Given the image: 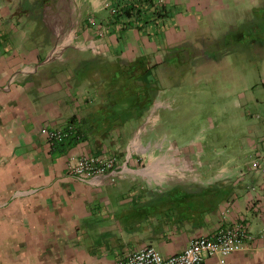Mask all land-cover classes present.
I'll return each instance as SVG.
<instances>
[{
    "label": "crops",
    "instance_id": "0c3cea01",
    "mask_svg": "<svg viewBox=\"0 0 264 264\" xmlns=\"http://www.w3.org/2000/svg\"><path fill=\"white\" fill-rule=\"evenodd\" d=\"M114 1L0 0V264H116L149 246L167 258L225 228L246 233L247 248L201 264H264V77L227 92L223 103L233 95L235 104L214 122L220 141L195 151L159 140L144 166L141 144L107 143L98 157L114 158L115 170L85 182L69 170L97 145L41 132L66 128L96 97L97 85L74 84L71 67L99 46L109 52ZM224 1L163 0L175 15L159 46L188 13L221 11Z\"/></svg>",
    "mask_w": 264,
    "mask_h": 264
},
{
    "label": "rangeland",
    "instance_id": "374dc122",
    "mask_svg": "<svg viewBox=\"0 0 264 264\" xmlns=\"http://www.w3.org/2000/svg\"><path fill=\"white\" fill-rule=\"evenodd\" d=\"M224 2L223 10L205 16L193 14L190 18L192 12L188 13L181 28L170 30L167 38L162 35L160 46L159 38L149 41L130 32L122 45L112 47L109 39L108 53L106 50L102 53L100 46L97 49V56L104 58H109L115 50L123 60H132L141 54L151 56L152 62L167 60L157 70L156 100L125 141V146L131 141L142 145L143 166L153 163L157 155L155 144L159 140H175L179 147L193 144L196 149L209 141H220L222 135L214 122L223 110L233 111L235 104L233 95L223 103L227 92L233 93L239 86L248 87L257 78L264 77V47L243 49L244 40L238 37L250 30L252 19L261 23L264 0ZM102 39L108 41L106 36ZM114 149L120 148L115 145ZM191 152L194 151L179 150L178 157ZM162 169L166 170L164 165Z\"/></svg>",
    "mask_w": 264,
    "mask_h": 264
},
{
    "label": "trees",
    "instance_id": "16d2710c",
    "mask_svg": "<svg viewBox=\"0 0 264 264\" xmlns=\"http://www.w3.org/2000/svg\"><path fill=\"white\" fill-rule=\"evenodd\" d=\"M110 11L107 25L113 46L116 43L122 45L130 32L152 40L160 36L166 23L175 15L174 9H169L162 0H115ZM254 20L249 22L250 30L238 36L244 40L243 49L264 47V15L260 18L261 23ZM233 45L236 44L228 46ZM115 52L113 50L109 58H86L71 67L75 85L87 82V90L97 85V92L96 97L88 95L86 98L83 115L69 120L63 139L70 146L92 141L98 149L90 157L99 156L107 143L110 151L130 137L159 92L157 70L167 62L166 59L161 63L152 62L147 54L123 60Z\"/></svg>",
    "mask_w": 264,
    "mask_h": 264
},
{
    "label": "built area",
    "instance_id": "2783aa9c",
    "mask_svg": "<svg viewBox=\"0 0 264 264\" xmlns=\"http://www.w3.org/2000/svg\"><path fill=\"white\" fill-rule=\"evenodd\" d=\"M91 23L98 35H102L103 28ZM41 132L50 142L62 140L67 133L66 128L53 131L43 129ZM115 167L116 163L113 158L83 157L70 168L69 173L79 181L85 182L89 178L106 175ZM249 239L250 237L238 228H225L217 231L211 238L199 237L192 240L182 252L167 258L149 246L130 254L116 264H201L205 256L216 254L226 256L247 248ZM221 264L224 263L221 262Z\"/></svg>",
    "mask_w": 264,
    "mask_h": 264
}]
</instances>
